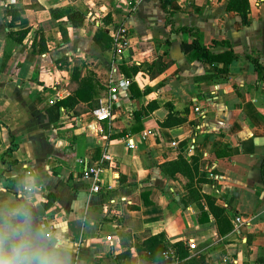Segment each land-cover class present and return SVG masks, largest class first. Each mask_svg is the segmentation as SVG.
Instances as JSON below:
<instances>
[{"label": "crops", "instance_id": "1", "mask_svg": "<svg viewBox=\"0 0 264 264\" xmlns=\"http://www.w3.org/2000/svg\"><path fill=\"white\" fill-rule=\"evenodd\" d=\"M248 4L247 25L225 0L169 8L173 29L222 43L212 56L232 52L226 65L184 54L193 38L171 32L160 0H0V211L27 204L35 223L64 238L71 264H157L153 243L167 257L183 244L205 264H264V0ZM9 7L23 10L19 20ZM67 9L84 17L80 28L57 18ZM123 27L128 87L113 76L112 45L94 42ZM89 76L91 97L57 114ZM109 84L113 118L98 122ZM171 112L183 123L163 128Z\"/></svg>", "mask_w": 264, "mask_h": 264}, {"label": "trees", "instance_id": "2", "mask_svg": "<svg viewBox=\"0 0 264 264\" xmlns=\"http://www.w3.org/2000/svg\"><path fill=\"white\" fill-rule=\"evenodd\" d=\"M227 1V10L229 12H233V13H237L240 15L243 25H247L248 24V13H249V4H248V0H225ZM172 2H174V0H160L161 3V9L163 10L164 14L166 15V24L168 27H170L171 32L173 33H183V34H188L189 36H191L193 38V41L188 44V43H183L181 46V50L184 54H194L196 57H201V55L206 54L207 56V60L209 63L214 64V63H222V64H230L233 60H235V58L233 57L232 52L229 53H225L223 55L220 56H212L209 52L210 48L212 47H217L218 45H221L222 43H217V42H213L211 44V46H203L200 44L199 42V38L196 32H194L191 29H179V30H175L173 29V24L171 22V16L172 13L170 12L169 8L172 4ZM22 9L20 8H14V7H9L7 14L9 16L12 17L13 21L19 20L20 14L22 13ZM66 17L67 21L71 24L72 27L74 28H80L83 25L84 22V17L78 13L77 11H75L74 9H67L61 12L60 15L57 16V18H63ZM99 34V35H98ZM97 35V37L95 36L94 38V42L99 46H102V42L101 40L106 43L107 47H111L112 45V40L109 38V36H107V34L101 33L99 32ZM225 46H229L228 44H224ZM41 51V50H40ZM245 60L252 64L254 66V69L256 72L262 71L263 68L260 66V56L259 55H248L244 57ZM160 63V60L158 61ZM156 65V64H155ZM166 67H168V65L161 67V68H155L153 67V71L151 72L152 77H156L159 74H161ZM124 72V70H123ZM126 72V71H125ZM79 90L76 92L75 94V98L69 99V100H65L62 102H58L55 106V110L58 114V110L59 107H62L63 105H66V103L71 104V106H73L74 104H76V102H86L91 95H89L91 93V91L94 89L95 87V81L93 79L92 76H89L83 80H81L79 83ZM89 95V96H88ZM153 109V107L151 108V110ZM58 118V117H57ZM51 120L52 119V115H51ZM54 121V120H53ZM183 120L176 118V116L171 112L167 118V120L162 124L163 128L166 129H172L175 128L177 126L182 125ZM14 148L11 149V151H13ZM53 199H50L49 202H47L44 205V209H48L52 203H53ZM208 205L209 208L212 212V214L215 217H220L223 215V211L216 208L214 206V204L211 201H208ZM145 246H147L148 249V253L151 256V259H153V262L157 263V264H205V259L204 257H199L198 260H196L195 258H190V255L188 254V251L186 250V248L184 247L183 244H176L174 246L175 249V256L174 255H170L167 258H165L163 255L165 253L168 252V250L166 248H164L163 246H160L158 244H151L150 246L148 244H145ZM126 256H122L120 258H118V262L122 263L123 261L126 260ZM150 259V257L148 258ZM177 259V261H176Z\"/></svg>", "mask_w": 264, "mask_h": 264}, {"label": "clouds", "instance_id": "3", "mask_svg": "<svg viewBox=\"0 0 264 264\" xmlns=\"http://www.w3.org/2000/svg\"><path fill=\"white\" fill-rule=\"evenodd\" d=\"M0 264H71V256L64 238L35 223L30 207L21 204L0 211Z\"/></svg>", "mask_w": 264, "mask_h": 264}, {"label": "built area", "instance_id": "4", "mask_svg": "<svg viewBox=\"0 0 264 264\" xmlns=\"http://www.w3.org/2000/svg\"><path fill=\"white\" fill-rule=\"evenodd\" d=\"M188 2L190 0H187ZM127 31L126 29L120 28L117 31L111 32V38H112V47H113V56H114V66H113V76H115V81L119 83L120 87H128L130 85L129 80L123 77L121 73V66L123 65V56L127 49H129V43L127 39ZM109 84V98L104 100L100 103L99 107L93 110L92 115L94 116L95 120L98 122H109L113 118V102L111 100V97L115 96L117 93V89L114 86H110ZM53 102H50L52 104ZM196 113H199V109H195ZM173 146H175L174 143H172ZM129 147L132 149L134 148L133 145H129ZM188 152L192 153L194 150V141L189 143L188 146ZM84 178H89V174L85 173L83 175ZM208 178L211 180L216 181L218 178L214 176L212 173L208 174ZM92 192H98L99 188L94 186L91 189ZM235 225L240 226L241 220L235 219ZM107 241L110 242L111 239L107 238ZM164 257H167L166 254L163 255Z\"/></svg>", "mask_w": 264, "mask_h": 264}, {"label": "rangeland", "instance_id": "5", "mask_svg": "<svg viewBox=\"0 0 264 264\" xmlns=\"http://www.w3.org/2000/svg\"><path fill=\"white\" fill-rule=\"evenodd\" d=\"M168 253H169V251H168ZM168 253H167V254H168ZM169 255H170V254H169ZM176 261H177V259H176Z\"/></svg>", "mask_w": 264, "mask_h": 264}]
</instances>
